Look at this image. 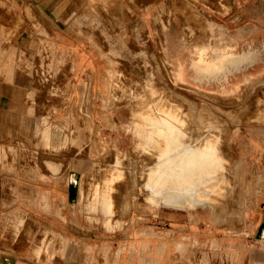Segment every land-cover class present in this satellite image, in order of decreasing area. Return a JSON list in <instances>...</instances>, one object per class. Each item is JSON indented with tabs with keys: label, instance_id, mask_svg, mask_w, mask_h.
<instances>
[{
	"label": "rangeland",
	"instance_id": "1",
	"mask_svg": "<svg viewBox=\"0 0 264 264\" xmlns=\"http://www.w3.org/2000/svg\"><path fill=\"white\" fill-rule=\"evenodd\" d=\"M45 4V15L36 10L39 20H28L11 7L0 14V176L18 182L10 200L17 208L11 226L18 244L29 246L24 258L28 255L32 264H64L66 248L59 246L52 228L67 221L73 238L98 243L84 248L87 264H118L123 244L138 241L151 244L133 248L132 264H140L139 257L144 264H155V237L171 226L192 224L210 226L212 243L242 234L243 263L255 264L264 251V230L245 228L264 219V127L251 122L264 116V0ZM203 47L250 54L222 82L201 83L189 77ZM58 66L66 69L59 71ZM183 69L186 78L181 81L177 74ZM131 79L152 82L177 101L196 135L219 124L227 157L238 173L229 206H198L193 214L181 208L156 209L143 199L137 188L139 171L152 158L135 146L127 130L130 107L121 98L128 95ZM108 185L111 216L95 207ZM107 217L113 230L105 229Z\"/></svg>",
	"mask_w": 264,
	"mask_h": 264
},
{
	"label": "bare ground",
	"instance_id": "2",
	"mask_svg": "<svg viewBox=\"0 0 264 264\" xmlns=\"http://www.w3.org/2000/svg\"><path fill=\"white\" fill-rule=\"evenodd\" d=\"M208 27H210L209 24ZM218 50H220V48ZM197 54L198 57L193 59V64H191L193 75L188 77L202 83L205 81L222 82L228 78L231 73L239 70L243 64L247 62L250 52L244 54H237L232 51L221 53L217 50L208 52L203 47ZM156 60L157 58L155 61ZM168 62L170 63V61ZM158 69H160V67ZM177 76L181 81L185 80V70H181ZM131 80L132 85L128 90V95L121 98L122 102L130 107L131 123L127 127V130L132 132L135 146L143 148V151L149 154V158H152V161L149 160L150 162L147 161V163H142L139 171V181L142 180V182H137V188L141 195H143V199L156 209H158L159 206L181 208L193 214L198 206L210 205L213 208L229 206L228 204L231 202L228 203V201L233 200L232 188L238 173L236 172L237 168L235 169L236 173L233 172V160L231 161L229 159L230 157H227V153L224 149V146L226 147V140H224L223 132L218 126L219 124L216 126H209L208 130L203 132L199 131V134L196 135L195 132L197 130L195 131L194 124L188 119V116L184 115L185 112L182 111V106L179 105L177 101L170 98L164 91H160L157 85L152 82ZM7 99L6 97V101ZM195 109H192V107L190 108L193 112H195ZM6 117L8 118L9 116ZM259 117H261V119H251V122L264 127V116L261 115L255 118ZM8 125H10V123ZM46 138L49 140L48 142H50L49 131H46ZM227 147L229 146L227 145ZM121 162L120 159H116L117 167H122ZM133 171L135 170L133 169ZM239 171L241 172V170ZM135 172L132 174L135 175ZM240 172L239 175H241ZM129 176L130 175H128V177ZM135 185L136 184H134L133 187H135ZM240 187L242 188V186ZM105 188L106 192H104L102 197L96 202L95 207H102L105 215L111 216L114 212V208L108 197L111 190L110 185ZM236 190L238 191L237 188ZM241 200L242 199H240L239 203H243L244 199L242 202ZM237 208H239V206ZM236 210L238 211V209ZM225 212L227 211L225 210ZM216 216L218 215L216 214ZM217 220L215 219L216 223ZM219 223L220 221L218 224ZM113 226V221L107 217L105 229L113 230Z\"/></svg>",
	"mask_w": 264,
	"mask_h": 264
},
{
	"label": "crops",
	"instance_id": "3",
	"mask_svg": "<svg viewBox=\"0 0 264 264\" xmlns=\"http://www.w3.org/2000/svg\"><path fill=\"white\" fill-rule=\"evenodd\" d=\"M46 0H0V14L7 7L13 8L18 14L31 20L30 16L38 19L36 10L38 9L45 15L43 8H47ZM43 3V4H42ZM42 4V8L41 5ZM119 5H123L121 2ZM39 20V19H38ZM66 69L65 66H58V70ZM6 93H8L6 91ZM9 94V93H8ZM18 182L13 176L10 179H2L0 176V264H32L33 259H29L28 255L24 258V253H28L29 246L24 247L18 244V241L12 233L13 216L16 214L17 208L13 206V198L16 197ZM16 209V210H15ZM264 219L259 226H247L245 229L249 231H263ZM64 227L52 228L59 237V246H64L65 261L69 256V264H87V256H85L84 248H92L98 246L95 241L86 244L84 238L75 239L67 233V221H64ZM171 226L166 234L156 236L154 244L157 248L155 255V264H245L243 263L244 240L242 234L238 239L228 241L226 238L218 239L217 242H211L210 226ZM51 229V228H49ZM237 229V228H236ZM241 230L243 227L241 226ZM224 237V235L222 236ZM136 241V240H135ZM234 241V244H232ZM263 241V240H262ZM144 243L151 242H133L125 243L122 248L121 261L118 264H132L136 260L132 257L133 248L142 247ZM28 247L26 250L24 248ZM129 246V247H128ZM68 247V248H67ZM173 248L175 255H169V249ZM254 245H251L248 254L253 255ZM264 249V248H263ZM26 251V252H25ZM160 252V253H158ZM120 261V260H119ZM90 262V261H89ZM140 264L147 262L143 257L137 260ZM255 264H264V251L262 256L254 261Z\"/></svg>",
	"mask_w": 264,
	"mask_h": 264
}]
</instances>
